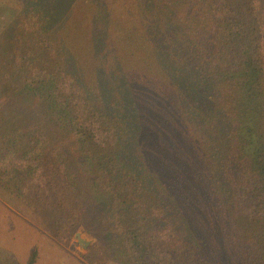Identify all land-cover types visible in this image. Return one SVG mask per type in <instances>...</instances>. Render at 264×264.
Returning <instances> with one entry per match:
<instances>
[{
    "label": "trees",
    "instance_id": "obj_1",
    "mask_svg": "<svg viewBox=\"0 0 264 264\" xmlns=\"http://www.w3.org/2000/svg\"><path fill=\"white\" fill-rule=\"evenodd\" d=\"M129 1L139 20L104 47L64 35L55 0H0V96H36L88 173L13 128L2 176L58 234L90 221L128 264H264V0Z\"/></svg>",
    "mask_w": 264,
    "mask_h": 264
},
{
    "label": "rangeland",
    "instance_id": "obj_2",
    "mask_svg": "<svg viewBox=\"0 0 264 264\" xmlns=\"http://www.w3.org/2000/svg\"><path fill=\"white\" fill-rule=\"evenodd\" d=\"M130 2L55 0L54 9L64 35L70 33L75 42L81 36H87V42H91L92 35L88 33L94 28L102 34L104 47H111L112 40L118 34L116 32L134 26L136 6L135 1H132L135 8L128 4ZM137 6L141 4L138 3ZM10 15H0V26L6 24ZM135 20L138 21L139 18ZM131 64L135 65V62ZM130 70H133L131 66L127 71ZM13 128H18L25 134V141L20 147L28 142V133L44 129L53 142L63 149L72 169L78 170L84 183L88 173L80 161L74 138L66 126L50 118L46 106L31 92L0 96V147L1 139L7 133L11 134ZM1 170L0 166V264H128L119 243L101 227L89 223L90 221H86V225H80L70 234H58L52 219L43 210L35 211L31 199L20 195L16 186L2 176ZM85 189V194L89 196L91 190L88 187ZM76 231H80L81 236L89 241L87 245L78 243ZM226 248L223 246L224 250ZM32 249H35L34 260L29 263ZM222 258L223 264L232 263L230 258L227 261Z\"/></svg>",
    "mask_w": 264,
    "mask_h": 264
},
{
    "label": "water",
    "instance_id": "obj_3",
    "mask_svg": "<svg viewBox=\"0 0 264 264\" xmlns=\"http://www.w3.org/2000/svg\"><path fill=\"white\" fill-rule=\"evenodd\" d=\"M75 235H76V239H77L79 244L85 246L89 243V241L87 239H85L84 237L81 236L80 231H76Z\"/></svg>",
    "mask_w": 264,
    "mask_h": 264
}]
</instances>
